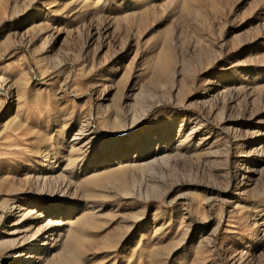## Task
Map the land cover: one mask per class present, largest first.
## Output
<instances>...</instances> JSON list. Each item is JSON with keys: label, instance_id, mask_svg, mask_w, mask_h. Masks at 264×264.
<instances>
[{"label": "rangeland", "instance_id": "rangeland-1", "mask_svg": "<svg viewBox=\"0 0 264 264\" xmlns=\"http://www.w3.org/2000/svg\"><path fill=\"white\" fill-rule=\"evenodd\" d=\"M0 264H264V0H0Z\"/></svg>", "mask_w": 264, "mask_h": 264}]
</instances>
